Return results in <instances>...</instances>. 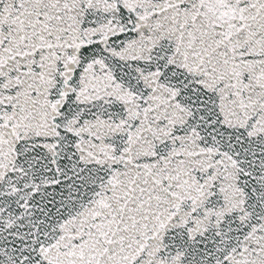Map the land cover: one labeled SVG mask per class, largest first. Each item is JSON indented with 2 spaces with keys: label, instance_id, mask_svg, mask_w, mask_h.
I'll return each mask as SVG.
<instances>
[{
  "label": "snow or ice",
  "instance_id": "snow-or-ice-1",
  "mask_svg": "<svg viewBox=\"0 0 264 264\" xmlns=\"http://www.w3.org/2000/svg\"><path fill=\"white\" fill-rule=\"evenodd\" d=\"M0 264H264V0H0Z\"/></svg>",
  "mask_w": 264,
  "mask_h": 264
}]
</instances>
